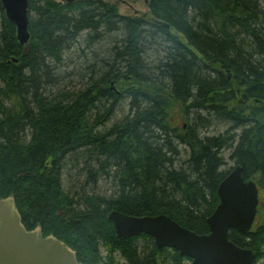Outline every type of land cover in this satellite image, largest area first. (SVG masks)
Masks as SVG:
<instances>
[{
  "label": "trees",
  "instance_id": "trees-1",
  "mask_svg": "<svg viewBox=\"0 0 264 264\" xmlns=\"http://www.w3.org/2000/svg\"><path fill=\"white\" fill-rule=\"evenodd\" d=\"M145 1L148 16L127 17L106 0H30L27 55L0 2V199L15 196L27 230L83 264L106 263L101 242L109 264L117 253L193 264L149 236L117 238L108 215H167L209 234L227 152L264 191V0ZM120 32L83 88L47 97L82 36L96 45ZM123 101L129 113L109 126ZM222 123L225 135H206ZM103 181L112 195L96 192ZM230 240L264 261V225Z\"/></svg>",
  "mask_w": 264,
  "mask_h": 264
},
{
  "label": "water",
  "instance_id": "water-1",
  "mask_svg": "<svg viewBox=\"0 0 264 264\" xmlns=\"http://www.w3.org/2000/svg\"><path fill=\"white\" fill-rule=\"evenodd\" d=\"M80 0H61L75 4ZM7 20L16 27L19 45L26 55L30 49V0H0ZM220 204L208 219L210 233L199 235L167 215L130 217L114 212L109 216L119 239L142 235L153 238L159 250L174 249L193 264H254L253 250L237 246L230 233L252 231L258 214L259 187L246 181L237 166L218 189ZM0 264H79L76 252L43 229L27 230L14 197L0 199Z\"/></svg>",
  "mask_w": 264,
  "mask_h": 264
},
{
  "label": "rangeland",
  "instance_id": "rangeland-1",
  "mask_svg": "<svg viewBox=\"0 0 264 264\" xmlns=\"http://www.w3.org/2000/svg\"><path fill=\"white\" fill-rule=\"evenodd\" d=\"M59 1V0H57ZM110 4L118 5L120 14L127 17H142L148 16L150 14V10L148 5L146 4L145 0H106ZM105 42H101L96 44L94 48L89 49V45L87 43L86 35L82 36L78 45L76 44L71 48L70 51H67L65 56L63 57L62 69L57 75V78H60V83L57 86L51 87L47 92V97L51 100H55L58 98L60 93L63 92H73L83 88L84 82L86 81L87 77L91 74V70L89 66L94 63H88L89 60L96 57H101L106 54V52L112 49L116 44V41L119 42L123 40V33L107 35L105 36ZM103 39V40H104ZM94 50V51H92ZM87 54L89 55V59L87 58ZM85 78V79H84ZM128 102L123 101L122 105L120 106L114 120L109 124L112 125L114 122L121 120L124 116L127 115L128 112ZM224 132V128L222 127H214L209 132L206 133L209 137H214L217 134H221ZM225 158V166L222 169L224 172L232 171L237 165L230 160V153L227 152L224 155ZM69 179L67 178L64 180V188L65 191H71V184H69ZM74 180V178H73ZM85 181V179H84ZM99 190L96 191L97 193H108V196L112 195L114 192L113 186H108L104 181L99 184ZM88 192L90 189L87 190ZM74 195V193H72ZM263 198V205L258 213L257 220L255 223L254 228L258 226L264 225V195ZM264 264V261L258 263Z\"/></svg>",
  "mask_w": 264,
  "mask_h": 264
},
{
  "label": "bare ground",
  "instance_id": "bare-ground-1",
  "mask_svg": "<svg viewBox=\"0 0 264 264\" xmlns=\"http://www.w3.org/2000/svg\"><path fill=\"white\" fill-rule=\"evenodd\" d=\"M165 26H166V28L167 29H170L171 27L169 26V25H166L165 23H163ZM104 33H106V32H104ZM109 35H111V34H109ZM18 40V39H17ZM31 42V41H30ZM103 42H105V40L103 41ZM19 43V42H18ZM73 46H71V48H72ZM94 47H96L95 45H91V46H89V49H92V48H94ZM25 51V50H24ZM29 51H30V49H29ZM92 51H94V50H92ZM103 57H105V59L107 58L106 56H101V57H96V59L94 60V58H92L91 60H89L88 61V63H94V64H92V65H90L89 66V69L92 71L94 68L97 70V68L96 67H98V63H99V61H101V60H103ZM87 58L89 59V55L87 54ZM148 58V56H145V59H147ZM98 71V70H97ZM127 108H128V112H127V114L129 113V108H130V105L128 104V106H127ZM119 110V109H118ZM125 117V116H124ZM218 127H222V128H224V132L223 133H221V134H217L216 136H223V135H225L226 133H227V131H229L230 130V125H225V124H218ZM179 149H180V151L182 152V155H186V153H185V150H187L185 147H183V146H180L179 147ZM64 185V184H63ZM10 197H14L15 198V200H16V205H17V199H16V197L15 196H10ZM9 198V197H8ZM217 209V208H216ZM216 211V210H215ZM114 212H117V211H112L109 215H108V221L110 222V223H112L110 220H109V216L112 214V213H114ZM149 217H155V216H149ZM113 224V223H112ZM114 226V225H113ZM114 231H115V229H114ZM116 235V234H115ZM154 243H155V241H154ZM156 245V244H155ZM157 247V246H156ZM98 250H99V253L101 254V258L103 259V261H105L107 264H109L108 263V258L110 257V254H109V252L107 251V249L106 248H104V244L101 242V243H99V247H98ZM114 263L113 264H128L127 263V261L123 258V257H121L120 256V254L119 253H117V254H115L114 256ZM106 263H104V264H106ZM100 264H102V262L100 261Z\"/></svg>",
  "mask_w": 264,
  "mask_h": 264
},
{
  "label": "flooded vegetation",
  "instance_id": "flooded-vegetation-1",
  "mask_svg": "<svg viewBox=\"0 0 264 264\" xmlns=\"http://www.w3.org/2000/svg\"><path fill=\"white\" fill-rule=\"evenodd\" d=\"M258 187H259V186H258ZM263 195H264V191H263L262 189L259 188L260 204H259V208H258V213L260 212V209H261V207H262V205H263V198H262ZM77 259H78V261H79L80 264H83V262L80 261V258H79V256H78V254H77Z\"/></svg>",
  "mask_w": 264,
  "mask_h": 264
}]
</instances>
